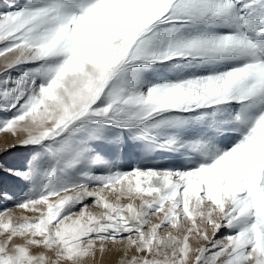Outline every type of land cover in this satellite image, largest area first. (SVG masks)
Here are the masks:
<instances>
[{"label":"snow or ice","instance_id":"6c2138e0","mask_svg":"<svg viewBox=\"0 0 264 264\" xmlns=\"http://www.w3.org/2000/svg\"><path fill=\"white\" fill-rule=\"evenodd\" d=\"M0 134V264H264V0H9Z\"/></svg>","mask_w":264,"mask_h":264},{"label":"rangeland","instance_id":"374dc122","mask_svg":"<svg viewBox=\"0 0 264 264\" xmlns=\"http://www.w3.org/2000/svg\"><path fill=\"white\" fill-rule=\"evenodd\" d=\"M9 0H0V10H3L4 8H6V5L8 4ZM16 2L18 3H22L23 0H16ZM4 134H0V137H2ZM6 139H12L10 136L6 137ZM128 163H134V161H126L125 162V167L128 166ZM107 261L110 262V264H115V261L117 260V256L112 255V256H108L105 258Z\"/></svg>","mask_w":264,"mask_h":264}]
</instances>
